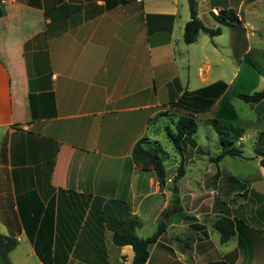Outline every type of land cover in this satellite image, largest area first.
<instances>
[{"label":"crops","instance_id":"crops-1","mask_svg":"<svg viewBox=\"0 0 264 264\" xmlns=\"http://www.w3.org/2000/svg\"><path fill=\"white\" fill-rule=\"evenodd\" d=\"M196 2L202 23L221 32L200 43L198 34L190 44L182 39L187 0L1 3L0 233L16 239L8 253L12 264H131V246L114 245L102 220L105 205L134 220L138 237L165 222L145 264H264V150L255 152V171L247 178L219 164L200 175L199 181L212 182L203 190L198 185L189 206L182 189L169 186L177 164L160 186L152 170L132 161L139 139L153 148L147 146L150 124L168 109L181 112H170L172 122L184 113L200 115V122L216 114L218 99L198 112L175 103L190 84L189 73L179 76L177 51L188 69L199 60L193 83L201 85L192 90L215 82L228 90L242 61L240 85L264 88V0ZM69 6L79 8L68 12ZM220 9H233L238 23H219L214 15ZM223 50L229 76L222 69L210 79ZM165 89L177 93L161 107L157 92ZM248 104V128L257 139L264 133V99ZM240 128L238 141L247 127ZM218 215L234 223L225 243L213 226Z\"/></svg>","mask_w":264,"mask_h":264},{"label":"trees","instance_id":"trees-1","mask_svg":"<svg viewBox=\"0 0 264 264\" xmlns=\"http://www.w3.org/2000/svg\"><path fill=\"white\" fill-rule=\"evenodd\" d=\"M109 1V0H104ZM189 10V20L183 26L182 39L184 43H193L199 32H204L209 36L220 34V27L208 28L197 15L196 0H187ZM78 6H69L68 12L78 9ZM4 14V8L0 3V17ZM216 20L221 24L238 23V17L233 9H220ZM226 85L223 82H215L207 87L198 89L188 96L185 100L178 98L175 103L188 110L198 112L211 107L216 99L226 95ZM226 90V91H225ZM235 97L241 99L245 103H257L264 99V88L252 93H236ZM196 117L190 113L180 114L176 120L172 122L173 127L165 125L163 127L169 141L173 144L175 150L179 153L181 160L174 175V182L177 181L184 173L183 168V152L186 149L185 138L191 136L196 128ZM236 115L233 108L222 101L219 109H217L214 117L206 120L212 129L216 132L220 144V150L211 161L218 163L225 156L241 157L242 150L235 146V142L239 140L242 134V128L234 125ZM264 133L261 132L257 139H261ZM146 138L139 139L133 146L131 151L132 161L140 168L152 170L159 185L165 182V166L164 159L159 155L160 147L147 148L143 145ZM264 167V157L259 160ZM174 202L178 201L177 195H173ZM101 217L106 227L112 232V242L116 246L130 245L133 250V258L131 264H145L148 259V245L157 241L161 233L165 229V222L160 221L156 230L147 237H138L134 233L135 221H125L123 218L115 214L109 205L103 207ZM183 217H188L183 215ZM214 228L219 234L220 243H225L234 234V223L231 218L226 215H218L213 222ZM31 237V235H30ZM16 245V239L0 233V264H12L8 258V253Z\"/></svg>","mask_w":264,"mask_h":264},{"label":"rangeland","instance_id":"rangeland-1","mask_svg":"<svg viewBox=\"0 0 264 264\" xmlns=\"http://www.w3.org/2000/svg\"><path fill=\"white\" fill-rule=\"evenodd\" d=\"M184 7L187 8L185 5L183 6V8ZM179 8H181L180 5ZM201 9H204L202 5H200V10ZM178 15L176 18L177 20H179ZM175 31L177 33L179 32L178 27H176ZM203 33L204 32H199L200 34V37L198 39L199 43L201 42V40H203V38H209V36L206 35V33L204 34ZM224 53L225 51L223 50L221 53L223 59L217 60L219 63H215V65L211 67L208 73L210 79H214L215 77H217V73L222 69L224 72L223 77L227 78L229 76L228 65H226V63L229 61L228 60L229 58L224 56ZM176 55H177L176 63L178 65L177 69L180 78L183 79L188 73L190 76V84L188 85L187 90L182 91L181 94L178 96V98L182 97V100H185L186 98H188L189 95H191L192 93H194V91H196V90H192V88H194L196 85L198 86L201 85V83L199 84L193 83V81L196 78L195 73L197 70V66L199 65V60L195 58L193 60V63H191L188 69L184 66L183 53L182 52L178 53L177 51ZM246 64L247 63L245 61H242L241 63L242 72L247 67ZM242 72L239 73L236 81L233 83L231 88L227 90L226 95L221 98H218L216 103V111L217 109H219L220 103L222 101H227V103L233 108V111L236 115V119L233 122L234 125L237 126L238 128L243 126L247 127L244 137L240 141L237 140L235 142V146L240 150H242L243 154L241 157L225 156L218 163L211 161L212 158L215 157L220 150L218 136L216 132L212 129L211 125H209L206 120H201V122L199 121L201 117H199L200 115L198 116L197 114L195 118L197 122V128L195 132L191 136L185 138L186 149L183 152V157H182L183 168L185 171L184 175L180 183L179 182L175 183L173 179L172 182L169 183V186L172 187V191H176L177 187H180L182 189V192L185 193L182 194L184 201L188 206L190 205V200L193 196L192 194H194L193 192H196L198 190V185L201 186L200 189L203 190L205 187L207 188L212 182V178H205V179L201 178L199 181L200 175L207 172V170L210 171V168L219 164V166H222L223 172L247 178L250 175H252L255 171L253 160H256V158H258L257 156H255V152L264 150V136L261 139H256L255 134L252 133L253 129L251 127L248 128L249 127L248 125H250L248 121L253 119L252 118L253 113L249 107V104L235 97V94L237 92L252 93V91H254L252 90L251 85H247V86L240 85L243 79ZM176 93L177 92H172V91L169 92L167 91V89L163 91L159 90L157 92V97L160 106L165 107L166 103H168L169 100L172 101L171 99H173ZM178 98L176 100H178ZM170 112L177 114L181 113L173 110L171 111L170 109H168L167 115L162 114L153 118L150 124L151 129L149 131L153 141L155 140L159 144L160 147L159 155L162 156L164 159V165L167 171L166 175L168 176L172 175V168L174 167L175 164H177V166L174 170V173L177 172V167L181 160L179 153L175 150L173 144L169 141L163 129L165 125H168L171 128L173 127L172 119H175L176 115L175 116L169 115ZM209 112L210 111H207L204 114H207ZM153 141L147 146L154 147L155 144L153 143ZM239 142L241 143V146H239ZM205 204H207L206 200H204L201 204V211L202 210L206 211V208L204 209ZM156 228H157V224L155 225V230Z\"/></svg>","mask_w":264,"mask_h":264},{"label":"built area","instance_id":"built-area-1","mask_svg":"<svg viewBox=\"0 0 264 264\" xmlns=\"http://www.w3.org/2000/svg\"><path fill=\"white\" fill-rule=\"evenodd\" d=\"M6 0H0V3H3V2H5Z\"/></svg>","mask_w":264,"mask_h":264},{"label":"water","instance_id":"water-1","mask_svg":"<svg viewBox=\"0 0 264 264\" xmlns=\"http://www.w3.org/2000/svg\"><path fill=\"white\" fill-rule=\"evenodd\" d=\"M256 161H258V158H256Z\"/></svg>","mask_w":264,"mask_h":264}]
</instances>
